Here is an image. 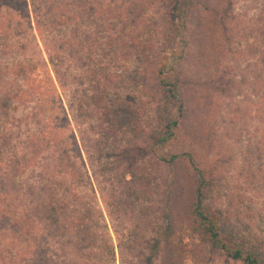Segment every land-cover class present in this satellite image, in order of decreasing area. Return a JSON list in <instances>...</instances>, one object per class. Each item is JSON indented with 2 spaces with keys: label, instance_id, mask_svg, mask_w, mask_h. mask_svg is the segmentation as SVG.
<instances>
[{
  "label": "trees",
  "instance_id": "16d2710c",
  "mask_svg": "<svg viewBox=\"0 0 264 264\" xmlns=\"http://www.w3.org/2000/svg\"><path fill=\"white\" fill-rule=\"evenodd\" d=\"M246 1L0 0V264H187L183 236L264 264V0Z\"/></svg>",
  "mask_w": 264,
  "mask_h": 264
},
{
  "label": "rangeland",
  "instance_id": "374dc122",
  "mask_svg": "<svg viewBox=\"0 0 264 264\" xmlns=\"http://www.w3.org/2000/svg\"><path fill=\"white\" fill-rule=\"evenodd\" d=\"M256 1H258V0H247L246 1V5H248V8H250V7H252L254 4H256ZM251 12V11H250ZM45 62H47L46 64H47V66H48V68L50 69V71H51V73L52 74H54V72H53V70H52V68H53V64L52 63H50V61H48V59H47V57H45ZM54 64H57V61H55L54 60ZM247 69V70H246ZM249 69L246 67L245 69H243V67L241 66L240 67V73H242L243 74V76H245L246 78H247V71H248ZM60 71H61V74H62V77L64 76V73L67 71H70V69H68V68H66V67H60ZM240 78V77H239ZM66 83V82H65ZM57 92L61 95L62 94V92H61V89L59 88V87H57ZM246 93V92H245ZM249 92H247L246 94H242V96L244 97V95H245V97H246V99L249 97L251 100H255L256 98L254 97V96H251V94L249 93ZM67 96H69L68 94H67ZM62 97V96H61ZM239 98H242V97H239ZM89 120H93V119H85V122H87V121H89ZM120 121H122L123 122V120H122V118H121V120ZM252 125H256V122L254 123L253 122V124ZM78 137V136H77ZM234 148H235V146L233 147V149L232 150H234ZM240 151V148H237L236 149V152L238 153ZM83 152V156L85 155V153H84V151H82ZM238 159V158H237ZM234 164L231 166V165H224V166H221V169L223 170V172L219 175V178H217L218 179V181H217V183L216 184H214V191L217 193V195L219 196V199H218V206H219V208L224 212L225 210H227V207H228V205H227V201H228V198H229V195H230V193L231 192H233V191H235V189L237 188V180L238 179H236V176H235V171L237 170V168H236V166L235 165H238V160L236 161H234L233 162ZM88 173L91 175V170H90V168H88ZM95 184V183H94ZM234 189V190H233ZM264 193V192H263ZM100 198V197H99ZM100 204H101V207H102V210H103V212H104V216H106V212H105V209H104V206H103V203H102V201L100 200ZM139 211H141V212H144V211H146L145 210V208H143V209H140ZM224 214H226V212H224ZM107 219V218H106ZM228 221H230L228 218H226ZM238 228L239 229H243L242 227H239L238 226ZM111 235H112V238H114V235H113V233L111 232ZM183 238H184V241L187 243V242H189V244H188V248H189V252H188V262H187V264H189V263H194V261L196 262V263H198L199 261H197V259H200V258H202V259H205L206 261H204V263L203 264H225V262L224 261H220V259L218 260V259H215V260H212V257H213V255H212V257L211 256H209L207 259H206V253H202V250L201 249H199L200 250V252H201V256H200V258H197V259H195L194 257H193V254H192V252H193V246H191L190 245V243H192L193 241H191V239H188V238H186V236H183ZM191 249H192V251H191ZM208 253V252H207ZM192 257V258H191ZM199 257V256H198ZM189 258H190V260H189ZM220 262V263H219ZM116 264H119V262H118V260L116 261Z\"/></svg>",
  "mask_w": 264,
  "mask_h": 264
}]
</instances>
